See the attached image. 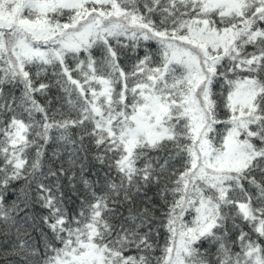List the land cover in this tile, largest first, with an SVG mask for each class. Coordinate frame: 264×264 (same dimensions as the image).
<instances>
[{
    "label": "snow or ice",
    "instance_id": "1",
    "mask_svg": "<svg viewBox=\"0 0 264 264\" xmlns=\"http://www.w3.org/2000/svg\"><path fill=\"white\" fill-rule=\"evenodd\" d=\"M0 264H264V0H0Z\"/></svg>",
    "mask_w": 264,
    "mask_h": 264
}]
</instances>
